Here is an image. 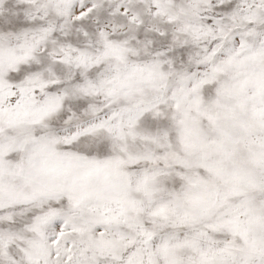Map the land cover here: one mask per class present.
<instances>
[{"label": "snow or ice", "instance_id": "6c2138e0", "mask_svg": "<svg viewBox=\"0 0 264 264\" xmlns=\"http://www.w3.org/2000/svg\"><path fill=\"white\" fill-rule=\"evenodd\" d=\"M0 264H264V0H0Z\"/></svg>", "mask_w": 264, "mask_h": 264}]
</instances>
